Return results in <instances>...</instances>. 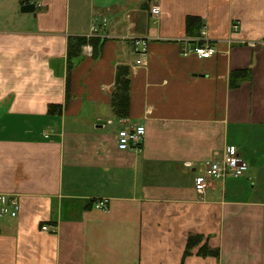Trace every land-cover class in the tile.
Here are the masks:
<instances>
[{
	"label": "crops",
	"instance_id": "1",
	"mask_svg": "<svg viewBox=\"0 0 264 264\" xmlns=\"http://www.w3.org/2000/svg\"><path fill=\"white\" fill-rule=\"evenodd\" d=\"M199 42L216 54H180ZM137 125L140 151H119ZM229 147L247 172L197 192ZM0 196L20 208L0 217V264H264V0H0ZM190 236L218 256L186 254Z\"/></svg>",
	"mask_w": 264,
	"mask_h": 264
},
{
	"label": "built area",
	"instance_id": "2",
	"mask_svg": "<svg viewBox=\"0 0 264 264\" xmlns=\"http://www.w3.org/2000/svg\"><path fill=\"white\" fill-rule=\"evenodd\" d=\"M152 17L159 16V8L152 7L150 10ZM106 19L102 20V24H106ZM232 32L238 31V25L232 24ZM96 27L91 28V33H95ZM132 52L135 54L145 53L146 46L137 40H128ZM143 47L140 49V47ZM183 57L194 55L198 59H210L216 54V50L212 46H196L192 49L183 48L180 51ZM138 65L139 61L136 62ZM145 136V129L141 125L124 129L118 134L117 149L122 152L126 151H140L142 142ZM190 169L193 166L187 164ZM248 170L247 163L238 155L234 147H229L224 150L221 159L207 160L202 163L199 174L194 179V184L197 192L203 193L206 191L212 181H223L226 178H240ZM96 210H107V202L99 201L94 204ZM19 204L16 198L0 196V217L8 216L16 218L19 213ZM43 231H48L47 227L42 228Z\"/></svg>",
	"mask_w": 264,
	"mask_h": 264
},
{
	"label": "trees",
	"instance_id": "3",
	"mask_svg": "<svg viewBox=\"0 0 264 264\" xmlns=\"http://www.w3.org/2000/svg\"><path fill=\"white\" fill-rule=\"evenodd\" d=\"M30 0H21V4H26ZM196 18H188L186 20V27L188 30H190L194 22L196 21ZM91 43V40L89 41ZM85 39H75L68 44V57L71 59V57H77L76 51H79L82 46L86 44ZM94 46V45H93ZM198 46H202V43L199 42ZM246 78L247 73L246 72H234L232 73V85L235 82V79L238 77ZM235 85V83H234ZM129 71L125 67H119L116 72V83H115V89L113 91L112 95V109L118 119H125L127 117V111H128V103H129ZM201 236H190L188 238L187 244H186V254L189 252V250H192L193 248L200 245L202 241ZM197 255L201 257L210 256V257H217L218 256V250L216 249H210L207 244L203 243L200 245L197 251Z\"/></svg>",
	"mask_w": 264,
	"mask_h": 264
},
{
	"label": "water",
	"instance_id": "4",
	"mask_svg": "<svg viewBox=\"0 0 264 264\" xmlns=\"http://www.w3.org/2000/svg\"><path fill=\"white\" fill-rule=\"evenodd\" d=\"M35 9L34 5H25L21 8V12L24 14L32 13Z\"/></svg>",
	"mask_w": 264,
	"mask_h": 264
}]
</instances>
